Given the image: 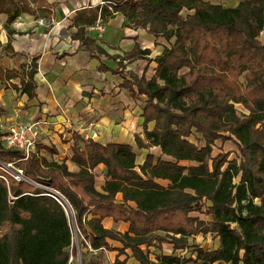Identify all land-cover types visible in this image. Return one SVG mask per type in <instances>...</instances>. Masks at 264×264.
<instances>
[{"label":"trees","instance_id":"obj_1","mask_svg":"<svg viewBox=\"0 0 264 264\" xmlns=\"http://www.w3.org/2000/svg\"><path fill=\"white\" fill-rule=\"evenodd\" d=\"M101 7L79 10L74 18V38L91 54H105L87 36L86 27L122 13L137 28L146 29L168 42L170 48L157 59L155 75L147 79L125 74L123 88L133 98L145 96L144 143L141 149L159 147L164 160L149 155L136 169V154L129 145H102L74 135L73 161L80 167L69 171L66 163L48 162L36 146L29 154L10 150L0 140V264H69L73 235L63 206L37 186L43 181L71 205L85 248H108L111 239L130 249L139 264H181L174 256L150 261L141 249L170 243L175 250L194 248L203 264H264V0H242L225 7L207 0H103ZM16 4L7 14L5 28L24 12ZM11 53H14L13 50ZM138 46L127 54L134 61L149 55ZM123 68V62H119ZM102 71L108 68L102 66ZM36 59L18 71L0 70V83L16 93L36 98ZM115 74H123L120 70ZM243 78L244 81L241 79ZM19 79L20 84L12 83ZM241 104L248 115L238 112ZM154 122L153 131L148 124ZM195 136L199 145L188 141ZM1 137V133H0ZM235 139L240 157L213 156L217 141ZM81 143H85L81 151ZM204 143V146H200ZM196 165L184 166L181 162ZM24 172L25 180L13 178L3 165ZM107 168L105 191L95 189V167ZM168 180L167 188L155 180ZM37 182V183H36ZM135 202L136 210L116 204ZM207 208L211 222L190 216ZM100 219L88 220V216ZM130 222L129 233L105 229L103 219ZM158 232L165 233L159 235ZM211 234L219 239L214 250L191 246L189 239ZM179 236V237H177ZM192 261L191 259L184 262ZM87 264H95L89 262Z\"/></svg>","mask_w":264,"mask_h":264},{"label":"crops","instance_id":"obj_2","mask_svg":"<svg viewBox=\"0 0 264 264\" xmlns=\"http://www.w3.org/2000/svg\"><path fill=\"white\" fill-rule=\"evenodd\" d=\"M38 1L39 12L35 14L22 12L9 29L5 28L7 14H0V70L18 71L21 66L29 67L33 59H36L38 67L35 76L36 98L29 100L26 95L19 94L23 96V103L29 105L25 118L29 121L35 119L42 122L38 130L39 137L31 134L36 141L39 140L37 146L56 150V153H52L41 149L40 156L48 162L59 164L65 162L69 171L78 172L80 167L73 161L72 150L74 135L78 134L84 141L91 140L104 146L110 144L131 146L136 154L137 172H140L139 167L146 162L149 155L155 157V162L159 157L171 160L161 155L159 147L141 149L137 146V135L147 143L142 117L147 98L145 96L133 98L122 85L124 78L129 79L128 76H124L127 72L139 77L146 73L147 79H151L158 66L157 59L163 55L166 48L171 47L174 40L168 42L163 37L157 38L146 29L135 27L122 13H115L106 21L99 20L94 25L86 27L87 36L105 52L91 54L82 42L74 38L78 32L74 18L79 10L101 7L105 2ZM241 1L225 0L226 4L223 6L236 7ZM41 19L44 20L43 24L40 23ZM136 46L141 50H149L150 54L130 62L127 60V54L133 52ZM12 50L15 54L11 53ZM119 62H123V68H120ZM102 66L108 70L101 71ZM118 70L123 74H115ZM12 83L20 84L19 79L12 80ZM5 88L13 90L9 86ZM154 127V122L148 124L149 131H153ZM44 141H50L52 146L42 144ZM188 141L199 145L195 136L188 138ZM84 146L85 143H81V151L84 150ZM200 146H204V143ZM221 154L224 153L220 149L218 154L213 156ZM180 164L196 165L184 161ZM91 171L95 175L96 191L107 194L106 182L110 178L107 176L106 166L100 164ZM155 182L164 188L170 185L168 180L159 179ZM115 202L118 205L123 204L126 211L137 209L135 202L124 203L122 193L116 195ZM93 218L100 219L99 216H88V220ZM203 221L209 223L212 217L209 221ZM102 225L105 229L119 234L129 233L131 227L130 222L123 219L115 221L113 217L103 219ZM157 234L165 235L162 232ZM208 235L199 234L192 238L196 241L201 238L204 241ZM107 243L108 248L95 250L96 252L86 248L95 264H139L130 249L123 251L122 243L111 239H108ZM198 244L196 247H199ZM205 244L200 248L210 251L217 249L219 239L217 238L215 242L217 247L214 249L206 248ZM190 245L192 246L191 243ZM141 249L148 255L150 261L155 263L162 256L174 255L181 259V264H203L201 261L194 263L197 258L194 248L175 250L173 244L162 243L158 247V243H155L150 247L143 245ZM189 259L192 261L184 262Z\"/></svg>","mask_w":264,"mask_h":264},{"label":"rangeland","instance_id":"obj_3","mask_svg":"<svg viewBox=\"0 0 264 264\" xmlns=\"http://www.w3.org/2000/svg\"><path fill=\"white\" fill-rule=\"evenodd\" d=\"M207 1L213 4L214 3L221 5L226 4L225 0H207ZM14 4L18 6L17 8L20 11L23 10L24 12H30L32 14H35L40 11L38 8L39 7L38 0H0V11H6ZM260 41L261 43L264 44V32L260 36ZM241 80L244 81L243 78ZM22 97L23 96H21L19 93H16L11 89L5 88V86L0 84V133L4 134L8 132V130L13 126L30 125L32 127V135H34V137L37 138V136L39 137V133H38L39 126L40 125L42 126V122L40 120H35V119L29 121V119L25 118V113L29 109V105L27 103H23ZM235 108L238 110V112L242 114H246V115L249 114V112L241 104H236ZM38 142H39L38 139L37 141L35 140V149L36 146L38 145ZM44 142L45 143L42 144H47L46 146L48 147L52 146V143L50 141H44ZM220 149L225 155H229V159H235L241 156L240 150L238 148L235 139L228 140L226 142L217 141L215 143L213 154L214 155L218 154ZM3 166L5 170L14 178L16 176L17 170L20 169L15 166H11L9 164L8 165L4 164ZM37 184H40L43 187H47L57 191L55 188L49 187L47 186V184H44L43 181H40V183ZM206 210L207 208L205 206H202L201 211L195 210L191 212L190 216L193 218H197L200 221L201 220L209 221L211 219V216H208L206 214ZM72 231H73L72 233L73 247L69 251L71 255L69 264H87L89 262H94L89 255L91 253L86 251L85 243H84L85 238L83 237V235L80 232H78V230L76 231L73 225H72ZM3 234H4V230H0V238ZM192 237H190L191 239L189 240V242L193 246H197V244L199 243L198 245L200 247L201 245H204L206 241H208V243L205 244L206 248L214 249L215 247H217L215 244L217 238L215 236L208 235V237H206L204 241H202L201 238L199 241H196V239Z\"/></svg>","mask_w":264,"mask_h":264},{"label":"built area","instance_id":"obj_4","mask_svg":"<svg viewBox=\"0 0 264 264\" xmlns=\"http://www.w3.org/2000/svg\"><path fill=\"white\" fill-rule=\"evenodd\" d=\"M40 23L43 24L44 20L41 19ZM31 134H32V127L30 125L13 126L8 130V132L1 134L0 140L5 148L10 150L22 151L26 155L25 159H28L29 154L35 151V139L34 137L31 136ZM15 179L18 181L25 180L24 172L22 169L17 170ZM37 186L45 189L48 192L47 195L56 199L63 206L69 218L71 231L73 225L75 227V230L76 231L78 230V232H80L79 229L77 228L75 212L71 207V205L68 203V201L58 191H55L47 187H43L40 184H37ZM87 245H88L87 249H89L91 252H96L94 249H92L89 246L88 243Z\"/></svg>","mask_w":264,"mask_h":264}]
</instances>
